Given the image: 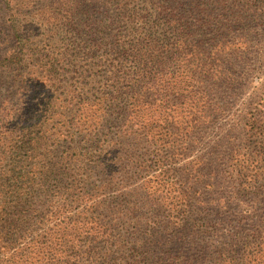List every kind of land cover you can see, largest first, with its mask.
Instances as JSON below:
<instances>
[{
    "label": "trees",
    "instance_id": "trees-1",
    "mask_svg": "<svg viewBox=\"0 0 264 264\" xmlns=\"http://www.w3.org/2000/svg\"><path fill=\"white\" fill-rule=\"evenodd\" d=\"M70 3L81 15L65 25L76 34V48L94 61L89 85L96 99L89 109L72 110L64 142L48 141L43 113L13 114L10 151L1 145L9 138L4 119L10 113L0 108L6 125L0 130V264H195V256L178 248L180 236L196 241L201 222L213 226L201 203L191 208L188 195L172 215L163 198L160 217L140 221V209L123 211L104 194L136 193L118 180H132L138 163L152 197L162 195V177L176 173L180 162L190 175L210 169L212 155H198L195 143L228 114L229 98L240 91L250 37L264 35V0ZM15 26L22 52L23 32ZM257 98L243 111L245 133L264 139V98ZM234 168L243 193L237 199L254 194L246 192L252 188L243 170ZM219 205L217 215L225 200ZM263 231L235 229L205 264H264ZM167 248L177 253L164 257Z\"/></svg>",
    "mask_w": 264,
    "mask_h": 264
},
{
    "label": "rangeland",
    "instance_id": "rangeland-1",
    "mask_svg": "<svg viewBox=\"0 0 264 264\" xmlns=\"http://www.w3.org/2000/svg\"><path fill=\"white\" fill-rule=\"evenodd\" d=\"M12 1L9 8L0 2V108L10 113L4 119L9 138L1 145L3 150L12 149L15 143L10 137L15 128L12 117L25 110L43 113L49 119L43 122L48 141L61 139L64 142V136L68 135L66 129H70L75 120L72 110L89 109L96 99L90 93L89 85L94 61L76 48V34L65 25L66 18L81 14L76 3L68 6L66 0ZM12 22L16 25L15 29L23 32L25 48L22 52L16 35L11 31ZM250 41L251 53L246 61L249 71L244 75V84L239 80L238 94L228 100V114L218 118L216 124L204 133L205 138L195 143L198 155L206 159L212 155L210 169L190 175L185 169V161L180 162L176 173L162 177L165 180L162 195L152 197L146 189L149 177L138 163L139 167L132 171V180L124 175V180L123 176L118 180L120 185H134L124 191L129 192L136 187V193L122 195L111 191L103 198H115L123 211L135 207L140 209V221H146L160 217L159 206L163 204V198L173 210V215L184 207L190 195L195 200L191 208L201 203L204 218L213 225L208 227L209 223L201 222L200 230H196V241L180 236L178 250L189 257L190 254L195 256V264L208 263L216 248L228 242V236L235 229L246 231L258 226L264 229V139L252 136L249 130V135H246L243 113L254 97L264 98V35H253ZM160 96L161 93H158L154 100L156 105L162 102ZM195 99L199 100V95ZM4 122L0 119V130L6 128ZM235 165L243 170V180L252 188L246 192L254 194L237 199L243 193H238V181L235 180L239 176L233 171ZM144 182L146 184L141 188ZM152 182L155 183L154 178ZM222 199L226 209L217 215ZM167 250L164 257L177 253L175 249Z\"/></svg>",
    "mask_w": 264,
    "mask_h": 264
}]
</instances>
